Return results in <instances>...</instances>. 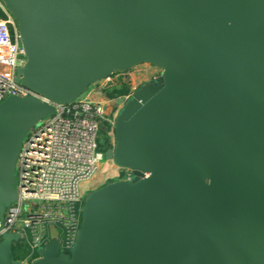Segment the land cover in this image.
I'll use <instances>...</instances> for the list:
<instances>
[{
  "label": "water",
  "instance_id": "1",
  "mask_svg": "<svg viewBox=\"0 0 264 264\" xmlns=\"http://www.w3.org/2000/svg\"><path fill=\"white\" fill-rule=\"evenodd\" d=\"M1 1L27 55L17 81L45 100L0 104V216L55 105L140 65L163 72L118 100L106 158L134 178L88 192L71 253L52 232L31 264H264V0ZM21 238L3 235L0 264H21Z\"/></svg>",
  "mask_w": 264,
  "mask_h": 264
},
{
  "label": "built area",
  "instance_id": "2",
  "mask_svg": "<svg viewBox=\"0 0 264 264\" xmlns=\"http://www.w3.org/2000/svg\"><path fill=\"white\" fill-rule=\"evenodd\" d=\"M5 13L0 19V104L10 96L45 100L17 81L27 55L16 19L6 8ZM156 69L150 81L162 77V70ZM118 74L108 80L114 84L125 81L126 73ZM106 83L94 85L68 105H55L56 115L43 121L24 143L18 162V200L0 216V239L6 233H19L22 238L17 243L28 247L27 255L17 261L21 264L40 258V251L51 242L52 227L58 232L61 254H70L76 245L90 189L87 185L100 172L106 157L99 134L104 124L115 126L120 108L118 97H104ZM132 93L125 95V100ZM118 168L120 180L134 178L130 169Z\"/></svg>",
  "mask_w": 264,
  "mask_h": 264
},
{
  "label": "rangeland",
  "instance_id": "3",
  "mask_svg": "<svg viewBox=\"0 0 264 264\" xmlns=\"http://www.w3.org/2000/svg\"><path fill=\"white\" fill-rule=\"evenodd\" d=\"M155 72H157V69L150 65L137 66L136 68L127 72L124 75V80L128 84H126V86L120 85L118 86L117 89L122 92L125 90H127V92L129 93L134 92L138 88L143 86L146 82H149L150 81L149 79L152 77V75L155 74ZM115 78L118 79L119 77L116 76ZM125 81L120 80L119 84ZM93 87L94 85L89 87L85 94H87ZM120 110L121 108H118L117 113H119ZM114 128L115 126L113 127L110 124L103 125V132L100 131L99 134V143L103 148H107L110 144L114 146L115 144ZM120 175H121L120 170L117 167V165L113 161L105 157L100 172L97 173L95 178L90 182V185H87L90 188L89 192L97 190L107 184L120 180ZM52 230L54 233H56L55 227H52Z\"/></svg>",
  "mask_w": 264,
  "mask_h": 264
},
{
  "label": "trees",
  "instance_id": "4",
  "mask_svg": "<svg viewBox=\"0 0 264 264\" xmlns=\"http://www.w3.org/2000/svg\"><path fill=\"white\" fill-rule=\"evenodd\" d=\"M6 17V15L4 14V12L2 11V9L0 8V18H4ZM108 92V96L111 98L114 97H118V96H122V95H128L129 92H127V90L125 91H120L117 88H113L107 91ZM101 132H103V128L101 130ZM108 140V139H107ZM109 144V142H108ZM113 145L110 144L107 148H103L101 145L100 147L102 148V150L105 152L111 148ZM28 253V247L25 243H17L14 246V250H13V256H14V260L18 261V260H22Z\"/></svg>",
  "mask_w": 264,
  "mask_h": 264
},
{
  "label": "flooded vegetation",
  "instance_id": "5",
  "mask_svg": "<svg viewBox=\"0 0 264 264\" xmlns=\"http://www.w3.org/2000/svg\"><path fill=\"white\" fill-rule=\"evenodd\" d=\"M118 75H119V74H118ZM146 83H147V82H146ZM126 84H128V83H127V82H121L120 84L117 83V84H115V86H113L112 88H109V89H107V90H106L105 87H104V91H108V90L113 89V88H118V86H120V85H122V86H126ZM103 95H104L105 98L109 97V96H108V92H106V93L103 92ZM124 96H125V95L118 96V98H117V100H116V105H117L118 107H120V108H121V105H118V100H119V99H125ZM119 97H121V98H119Z\"/></svg>",
  "mask_w": 264,
  "mask_h": 264
},
{
  "label": "crops",
  "instance_id": "6",
  "mask_svg": "<svg viewBox=\"0 0 264 264\" xmlns=\"http://www.w3.org/2000/svg\"><path fill=\"white\" fill-rule=\"evenodd\" d=\"M0 8L2 9V11L4 12V14L6 15V13H5V6L3 5V3H2V1L0 0ZM1 19V18H0ZM103 92H107V91H104V89H103Z\"/></svg>",
  "mask_w": 264,
  "mask_h": 264
}]
</instances>
